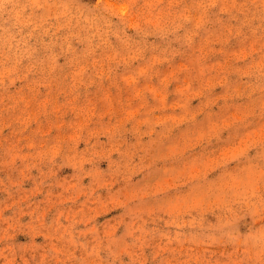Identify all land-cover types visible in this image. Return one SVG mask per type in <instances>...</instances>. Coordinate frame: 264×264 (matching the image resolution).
Listing matches in <instances>:
<instances>
[{
    "label": "rangeland",
    "instance_id": "obj_1",
    "mask_svg": "<svg viewBox=\"0 0 264 264\" xmlns=\"http://www.w3.org/2000/svg\"><path fill=\"white\" fill-rule=\"evenodd\" d=\"M0 264H264V0H0Z\"/></svg>",
    "mask_w": 264,
    "mask_h": 264
}]
</instances>
